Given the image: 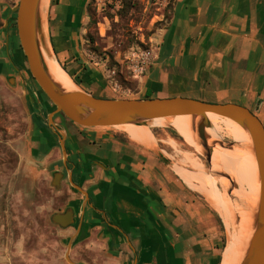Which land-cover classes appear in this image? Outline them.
Masks as SVG:
<instances>
[{"label": "crops", "instance_id": "crops-1", "mask_svg": "<svg viewBox=\"0 0 264 264\" xmlns=\"http://www.w3.org/2000/svg\"><path fill=\"white\" fill-rule=\"evenodd\" d=\"M84 1L58 0L59 25L73 23ZM18 3L0 0L5 28L0 29V80L19 88L26 84L17 73L21 55L16 49L10 53L6 44V35L17 37L12 26ZM173 14L139 99L179 96L237 104L264 126V0H176ZM29 92L25 88L20 95L27 108L36 110V103L48 109L40 92ZM81 131L72 133L66 147L69 156L72 148L79 158L73 176L88 193V199L80 193L83 202L74 211L82 214L75 240L85 226L98 233L90 244L103 252L104 264H223L222 217L160 154L157 140L148 148L124 131Z\"/></svg>", "mask_w": 264, "mask_h": 264}, {"label": "rangeland", "instance_id": "rangeland-1", "mask_svg": "<svg viewBox=\"0 0 264 264\" xmlns=\"http://www.w3.org/2000/svg\"><path fill=\"white\" fill-rule=\"evenodd\" d=\"M57 2L48 0L41 12L46 22V39L56 63L79 88L97 97L141 98L143 78L154 63L158 47L163 44L176 0H94L92 13L96 25H90L87 11L90 0L84 1L73 23L67 21L59 25L54 13ZM120 12L125 15L123 19ZM2 19L1 16L0 29L4 30ZM8 28L5 35L11 30ZM88 32L96 38L94 47L98 48L97 52L87 39ZM6 37L10 53L16 49L21 55L22 67H18L17 73L24 74L26 84L18 88L14 82L0 80V264H69L65 258L66 249L70 239L75 237L82 216L74 211L79 210L84 196L70 184L68 171L72 173L73 182L80 186L73 176L79 158L74 156L71 148V155L67 154V164L64 165L58 140L60 134L48 124V115L54 106L33 80L18 36L14 39L13 32ZM40 39L43 40V34ZM87 81L91 85L86 84ZM25 88L30 90L29 93L40 92L48 109L44 111L36 103H33L36 110L27 108L20 96ZM53 120L56 125L69 124L62 115H56ZM211 125L210 121L208 132ZM57 127L66 136V147L73 141V132L82 133L77 126ZM150 127L146 130L154 134L160 145L158 151L175 170L180 166L195 173L194 169L181 164L185 154L193 153L203 163L206 176L217 179L220 192L230 196L232 190L238 189L234 176L224 170L221 163L212 158L215 168L209 166L203 152H197L171 126ZM111 130L123 132L121 126ZM172 141L174 145L170 143ZM218 141L229 148L228 152L242 149L240 152L245 156L250 153L245 145L240 146L225 133ZM231 144L236 146L229 147ZM57 175L59 179L55 185ZM87 208L85 206L84 211L90 220ZM67 212L74 214V223L68 227L52 221L54 215ZM222 233L221 251L228 243L225 225ZM98 235L94 231L90 233L85 226L81 237L74 240L70 259L76 264H104L103 252L96 251L90 244L98 240Z\"/></svg>", "mask_w": 264, "mask_h": 264}, {"label": "water", "instance_id": "water-1", "mask_svg": "<svg viewBox=\"0 0 264 264\" xmlns=\"http://www.w3.org/2000/svg\"><path fill=\"white\" fill-rule=\"evenodd\" d=\"M41 2L42 0H19L16 7L17 36L33 80L54 106L53 112L48 115V124L60 134L58 140L64 165L67 164L66 136L54 123L53 118L56 115H62L81 129H113L123 125L148 126L156 119L191 116L196 141L211 167L213 148L216 145L227 151L229 148L208 134L207 130L210 127L208 115H216L223 120L230 119L247 130L251 145L245 146L250 153L253 151L258 167L259 196L254 214V232L242 264H264V126L260 119L246 107L232 103H209L179 96L150 99L102 98L93 96L79 87L75 91H64L49 75L41 51L38 33ZM235 146L231 144L229 147ZM162 159L164 160V157ZM226 175L230 178L228 174ZM68 176L70 184L88 199V193L73 182L70 171ZM58 179L57 175L55 185L58 184ZM233 192L234 190L230 192V196L234 200ZM52 221L65 228L74 223V214L72 212L56 214ZM236 221H239V213ZM79 230L80 228L78 232ZM74 240L75 237L70 239L66 249L65 258L69 264H76L70 259Z\"/></svg>", "mask_w": 264, "mask_h": 264}, {"label": "bare ground", "instance_id": "bare-ground-1", "mask_svg": "<svg viewBox=\"0 0 264 264\" xmlns=\"http://www.w3.org/2000/svg\"><path fill=\"white\" fill-rule=\"evenodd\" d=\"M47 1L42 0L38 18L39 38H42L43 34V40L40 39V47L46 68L53 81L64 91H75L78 86L56 63L53 51L50 49L46 39L47 33L42 22L44 15L41 17V12ZM208 117L212 122L208 132L211 138L218 140L225 133L240 146L251 145L250 136L244 127L227 118L221 121V117L216 115H208ZM167 125L173 127L197 152L202 150L196 141V133L192 130L191 116L156 119L148 126L123 125L121 129L122 131H127L128 137L134 142L151 148L155 146L156 138L152 132H148L146 129L151 128L150 126L162 128ZM170 143L174 145L175 142L172 141ZM240 151L233 150L228 152L216 145L213 148L212 156L213 160L221 163L224 170L226 169L230 175L232 174L238 183V189L232 194L235 197L234 200L226 193L220 192L217 187V179L213 176H206L203 163L193 153L185 154V157L181 159V164L194 169L195 173L188 172L180 166L176 169L187 185L202 194L224 221L228 233V243L224 252L223 264L243 263L254 232V214L259 196L258 167L253 151L246 156ZM212 164L215 168L213 161ZM243 186H246V189H243ZM236 211L239 213L238 222L235 219Z\"/></svg>", "mask_w": 264, "mask_h": 264}, {"label": "trees", "instance_id": "trees-1", "mask_svg": "<svg viewBox=\"0 0 264 264\" xmlns=\"http://www.w3.org/2000/svg\"><path fill=\"white\" fill-rule=\"evenodd\" d=\"M93 2H94V0H90V2L88 3V6H87V11H88V13H90V25H96V24H97L95 18H93L94 16H93V13H92V3H93ZM119 16H120L121 19H123L125 15H123V14L120 12V15H119ZM86 36H87V39H88L90 45L92 46L93 50H94L95 52H97V51H98V48H95V47H94V45H95V43H96V38H95V36L92 35L90 32H88ZM86 84L91 85L90 81H87ZM88 93H90V94L93 95V96H96L94 93H92V92H90V91H89ZM96 97H97V96H96ZM145 97H146V99H149V96H145ZM68 123H69L72 127H75V125H74L72 122L68 121Z\"/></svg>", "mask_w": 264, "mask_h": 264}]
</instances>
